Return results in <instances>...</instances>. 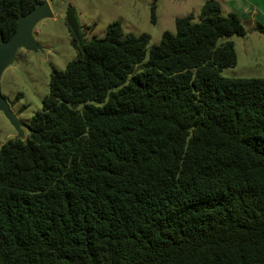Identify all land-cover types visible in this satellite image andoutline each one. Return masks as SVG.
<instances>
[{"label":"trees","instance_id":"obj_1","mask_svg":"<svg viewBox=\"0 0 264 264\" xmlns=\"http://www.w3.org/2000/svg\"><path fill=\"white\" fill-rule=\"evenodd\" d=\"M40 3L0 0V44ZM175 26L152 47L118 22L73 35L0 149V264H264V79L222 75L248 31L217 0Z\"/></svg>","mask_w":264,"mask_h":264},{"label":"rangeland","instance_id":"obj_2","mask_svg":"<svg viewBox=\"0 0 264 264\" xmlns=\"http://www.w3.org/2000/svg\"><path fill=\"white\" fill-rule=\"evenodd\" d=\"M42 1L49 5L54 15L38 23L33 31L35 41L43 51L19 50L15 62L4 71L0 80L1 93L21 124L16 129L0 111V149L11 139H28L32 119L42 111L43 102L49 95L53 71H65L69 63L77 60L79 52L67 24V13L71 9L75 10L84 43L105 38L108 27L118 22L124 35H149L152 47L160 43L165 32L176 33L178 18L193 14L195 22H199L207 0ZM230 6L221 4L224 15L239 8ZM242 20L248 31L247 37L230 39L235 44L237 66L223 70L222 75L226 78L264 79V35L253 30L255 22L249 21L246 15Z\"/></svg>","mask_w":264,"mask_h":264},{"label":"water","instance_id":"obj_3","mask_svg":"<svg viewBox=\"0 0 264 264\" xmlns=\"http://www.w3.org/2000/svg\"><path fill=\"white\" fill-rule=\"evenodd\" d=\"M53 16V12L51 11L49 5L43 2L38 4L36 8L27 15L19 17L18 27L15 34L8 41H3L0 44V80L4 71L15 62L19 50L24 49L35 53L43 51V49L35 41L33 31L38 23L42 20L53 18ZM67 24L80 47H83L84 44L80 33V26L74 9H71L67 13ZM0 111L4 113L16 129L20 128L21 124L12 113L9 103L3 97L1 87Z\"/></svg>","mask_w":264,"mask_h":264},{"label":"crops","instance_id":"obj_4","mask_svg":"<svg viewBox=\"0 0 264 264\" xmlns=\"http://www.w3.org/2000/svg\"><path fill=\"white\" fill-rule=\"evenodd\" d=\"M217 1L220 2V4L226 3L227 5H231L230 7H235V6L239 7L238 9L233 8L234 13H236L241 19L243 18V15H246L249 21L255 22L253 26H255L256 23L264 25V0H217ZM230 12L232 11H229V13Z\"/></svg>","mask_w":264,"mask_h":264},{"label":"flooded vegetation","instance_id":"obj_5","mask_svg":"<svg viewBox=\"0 0 264 264\" xmlns=\"http://www.w3.org/2000/svg\"><path fill=\"white\" fill-rule=\"evenodd\" d=\"M84 42V41H83Z\"/></svg>","mask_w":264,"mask_h":264}]
</instances>
